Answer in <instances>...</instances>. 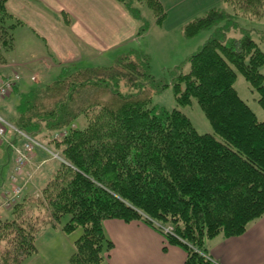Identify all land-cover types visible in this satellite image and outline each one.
<instances>
[{
  "label": "trees",
  "instance_id": "trees-1",
  "mask_svg": "<svg viewBox=\"0 0 264 264\" xmlns=\"http://www.w3.org/2000/svg\"><path fill=\"white\" fill-rule=\"evenodd\" d=\"M116 1L135 20L140 2L157 24L165 17L159 0ZM224 1L244 17L264 16V0ZM6 2L0 0V49L11 48L18 24L10 21ZM224 15L211 9L182 34L189 39L208 31ZM186 63L188 72L176 67L170 84L176 106L195 99L210 134H199L177 108L151 105L152 92L164 86L149 74L146 55L124 56L109 67L63 68L53 82L24 91L19 82L0 100L7 122L67 163L47 171L38 198L9 209L0 224V264H23L48 226L64 234L81 230L70 264H101L113 248L103 228L110 219L139 221L163 234L169 227L165 237L184 248V264H217L206 253V241L239 236L264 215V121L233 87L238 71L264 108V53L248 36H213ZM63 130L64 137L53 138Z\"/></svg>",
  "mask_w": 264,
  "mask_h": 264
},
{
  "label": "crops",
  "instance_id": "crops-1",
  "mask_svg": "<svg viewBox=\"0 0 264 264\" xmlns=\"http://www.w3.org/2000/svg\"><path fill=\"white\" fill-rule=\"evenodd\" d=\"M159 2L165 13L164 19L160 24L153 19L148 23L147 30L140 32L136 20L116 0H7L5 7L12 17L10 21L18 23L12 29L11 48H15L18 43L17 35L19 41L24 43L23 51L25 44L29 47L37 44L39 48L32 51L29 48L24 51L22 59L15 62L4 60L0 65V76L19 73L22 78H26L27 70L37 63L39 66L36 68L43 72L42 76H50L54 71L60 73L62 69H58L57 62L73 65L114 56L120 50L131 49L153 27L168 29L174 23L180 27V35L177 34L175 40L166 35L165 43L166 40L183 43L182 29L186 21L181 18L189 21L201 10L200 7H216L224 0ZM177 14L180 16L176 17ZM36 38L43 39L47 49ZM34 52L40 54L34 56ZM35 75L31 74L30 77L34 76L37 80L38 76ZM103 228L113 244L102 262L104 264H184L186 251L178 245L168 244L162 235L142 222L110 219L103 222ZM205 247L208 257L217 264H264V215L250 222L243 234L229 238L216 236L207 240ZM36 264H70V261L49 259Z\"/></svg>",
  "mask_w": 264,
  "mask_h": 264
},
{
  "label": "rangeland",
  "instance_id": "rangeland-1",
  "mask_svg": "<svg viewBox=\"0 0 264 264\" xmlns=\"http://www.w3.org/2000/svg\"><path fill=\"white\" fill-rule=\"evenodd\" d=\"M123 8V6L121 5ZM139 12L141 13L140 19L135 21L137 30L141 31L153 21L152 12L145 3L140 2L136 4ZM201 10L189 21L186 18H181L185 20L186 26L190 21L204 16L211 9L221 10L224 15V20L218 25L213 27L208 31H203L197 34L196 36L186 39L184 36L183 43L179 44L168 42L164 37L166 35L176 39L177 34L180 35V27H176V24H170L168 29H161L158 27H153L152 30L144 36L143 39H138L136 43L132 45V48H125L120 50L114 56H104L102 59L91 62H77L73 65L67 64H58V69L71 68H89V67H109L114 64V62L119 60L124 56H130L133 60H138L139 55H146L148 58L149 64V74L153 77L155 82L158 85L164 86L159 92H152L151 105L158 108H164L167 110H172L174 108L179 109L191 122L192 126L196 129L199 134L212 133V128L205 118L200 106L195 99L191 100V103L185 107L176 106L172 88L171 81L175 77V68L182 67L181 72L187 73L189 70V65L186 63V60L197 53L202 45L211 37H222L224 40L232 38H241L243 36H248L252 39L264 53V16L261 18H248L244 17L245 15L241 14L240 11L236 10L232 3L225 2L218 4L216 7H200ZM124 9V8H123ZM180 16L177 14L176 17ZM171 23V22H170ZM5 27L10 25L9 20H4L3 22ZM166 27V26H165ZM147 30V29H146ZM144 29L143 32L146 31ZM183 30V29H182ZM16 43L15 48H5L0 49V65L4 60L7 62H15L22 59L24 51L39 47L35 45H24V51L22 49L23 42L19 41ZM37 41L42 45L44 49H47L43 39L36 38ZM164 42V43H163ZM129 50V51H128ZM129 52V53H128ZM128 53V54H126ZM134 53H137L133 55ZM176 53V54H175ZM40 53L34 52V56H38ZM54 56V52H52ZM56 63V62H53ZM61 65V66H60ZM39 66L38 63L30 67L26 74V78H22L20 89H29L34 86H42L48 83L53 82L58 77L59 73L54 71L50 76L44 75L36 67ZM60 67V68H59ZM41 68V66H40ZM260 73L264 76V65L259 69ZM37 77L36 82L29 80L31 74H35ZM38 73H40L38 75ZM236 77L234 80L233 87L237 92L238 96L248 105L250 110L254 113L258 121H264V108L258 104V94L254 88L244 79L242 74L238 71H235ZM120 91L123 93L128 92L123 86H121ZM129 92H134L129 90ZM39 153V154H38ZM37 155L31 162V165H28L25 171H22L19 174V177L22 180V194L19 197L17 202L11 203L9 207L1 205L3 201V192L4 190H9L10 185V172L12 169V151L8 149L3 143L0 142V224L4 222L9 217V209L14 205L22 203L30 198H38L40 196V189L42 188L43 181L47 175V171L52 169V167L59 162L52 160L48 155L42 151L38 152ZM41 181V184L39 183ZM19 183V181H17ZM10 186V187H9ZM3 190V191H2ZM68 220V217L62 219V224ZM159 228V225L156 224ZM150 227V226H149ZM60 227H45L37 236L36 239V253L37 255L30 256L25 263L29 260V264H36L38 261L42 262L44 260L51 259L52 261H66L70 259L69 257L73 253L74 241L80 236L81 230L78 229L71 234H64L59 229ZM152 228V227H151ZM154 229V228H152ZM160 229V228H159ZM156 230V229H154ZM169 244L168 239L165 237V234L156 230ZM181 247V246H180ZM182 248V247H181ZM184 250V248H182ZM35 253V254H36ZM24 263V264H25ZM104 264V263H102Z\"/></svg>",
  "mask_w": 264,
  "mask_h": 264
},
{
  "label": "built area",
  "instance_id": "built-area-1",
  "mask_svg": "<svg viewBox=\"0 0 264 264\" xmlns=\"http://www.w3.org/2000/svg\"><path fill=\"white\" fill-rule=\"evenodd\" d=\"M19 73H10L6 76H0V100L4 99L20 81ZM31 81H35L34 76L30 77ZM68 131L63 130L53 135L54 139L64 137ZM10 135V137H9ZM0 141L10 148L12 151V169L10 172V189L3 195L1 205L6 208L11 203L17 202L22 194V180L19 174L25 171L28 165L31 164L37 151H42L49 158L60 163L67 164L56 152L51 151L44 146L39 140L31 137L27 133L19 130L11 125L0 115ZM19 181V183L17 182ZM164 234L171 233V228H162Z\"/></svg>",
  "mask_w": 264,
  "mask_h": 264
}]
</instances>
